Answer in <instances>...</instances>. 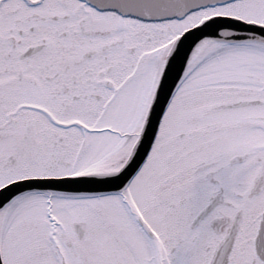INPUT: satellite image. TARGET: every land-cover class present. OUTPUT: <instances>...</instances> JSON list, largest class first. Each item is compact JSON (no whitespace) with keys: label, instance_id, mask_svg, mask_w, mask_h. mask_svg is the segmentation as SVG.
<instances>
[{"label":"snow or ice","instance_id":"1","mask_svg":"<svg viewBox=\"0 0 264 264\" xmlns=\"http://www.w3.org/2000/svg\"><path fill=\"white\" fill-rule=\"evenodd\" d=\"M0 264H264V0H0Z\"/></svg>","mask_w":264,"mask_h":264}]
</instances>
